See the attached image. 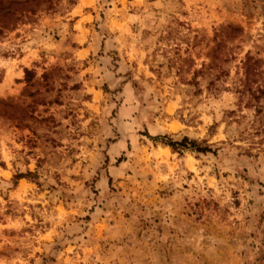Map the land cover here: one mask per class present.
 Listing matches in <instances>:
<instances>
[{
	"label": "rangeland",
	"instance_id": "1",
	"mask_svg": "<svg viewBox=\"0 0 264 264\" xmlns=\"http://www.w3.org/2000/svg\"><path fill=\"white\" fill-rule=\"evenodd\" d=\"M27 8L0 13V264H264V0Z\"/></svg>",
	"mask_w": 264,
	"mask_h": 264
},
{
	"label": "trees",
	"instance_id": "2",
	"mask_svg": "<svg viewBox=\"0 0 264 264\" xmlns=\"http://www.w3.org/2000/svg\"><path fill=\"white\" fill-rule=\"evenodd\" d=\"M34 1L36 0H26V1L10 0L8 2L1 0L0 13L2 15V18L7 19L9 23H12L13 19L14 22L21 21L22 18L26 17L27 14L29 13L34 14L36 12L35 10L27 8L28 5ZM3 27L7 29L8 26L5 24ZM26 75L28 77V75H30V71L26 70ZM27 79L28 81L31 80V78H27ZM164 144L170 146L174 152H180V151L182 152L184 150H191L193 152L204 153V154H208L212 152L210 146H201L197 144V142L190 141L187 138H185L182 142L168 140ZM20 178L22 177H17V179Z\"/></svg>",
	"mask_w": 264,
	"mask_h": 264
}]
</instances>
